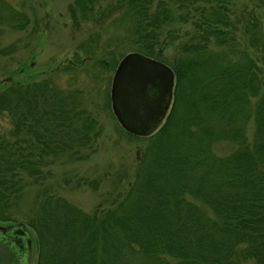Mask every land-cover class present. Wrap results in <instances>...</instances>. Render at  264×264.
I'll return each mask as SVG.
<instances>
[{
  "label": "trees",
  "instance_id": "16d2710c",
  "mask_svg": "<svg viewBox=\"0 0 264 264\" xmlns=\"http://www.w3.org/2000/svg\"><path fill=\"white\" fill-rule=\"evenodd\" d=\"M20 1L18 9L0 0V26L25 30L29 0ZM237 1L68 5L76 29L99 27L78 44L84 59L75 53L74 64L91 59L102 72L126 54L115 56L101 31L120 24L124 35L114 43L163 63L173 33L190 27L170 66L173 102L164 121L139 138L146 145L124 191L91 212L46 186L53 167L87 160L101 135L82 92L51 78L0 80V117L9 125L0 129V224L27 226L33 264H264V38L257 15L232 17ZM74 69L60 72L69 77ZM219 143L234 149L219 156ZM75 184L97 187L86 177ZM33 186L29 208L18 210Z\"/></svg>",
  "mask_w": 264,
  "mask_h": 264
},
{
  "label": "rangeland",
  "instance_id": "374dc122",
  "mask_svg": "<svg viewBox=\"0 0 264 264\" xmlns=\"http://www.w3.org/2000/svg\"><path fill=\"white\" fill-rule=\"evenodd\" d=\"M6 1L20 9V0ZM72 2L74 0H29L24 3L23 9L29 19L25 30L13 31L6 26H0V80L6 81L9 78L13 82H32L51 78L57 86L62 88L70 86L82 92L84 106L95 116L101 128V135L94 144V153H91L87 160L53 167L54 176L46 186H50L52 192L55 191L57 195L66 198V201L77 205L79 209L87 213L91 212L97 204L104 203L109 194L124 191L127 183L134 177L139 154L146 143L139 139L143 137L127 133L113 115L110 88L118 64L115 68L112 67L111 70L106 68L103 72L101 69H96L91 59L83 60L79 66L74 64L75 53H79L81 59H84L81 50H77L78 44L90 33L97 32L99 27L88 23L76 29L67 11L68 5ZM234 9L232 17L236 15L242 20L244 17L250 18L257 15L264 38V3L262 1L238 0ZM238 27L241 32H237V37L241 38L240 41L244 45L245 36L241 34V25ZM179 29L181 31L173 33L172 40H169L170 44L162 51V57L166 62L163 63L168 67L172 64L177 45L188 38L184 35L189 32L190 27L182 26ZM123 30L119 24L101 31L104 37L102 41L111 37L115 56L120 51L126 55L133 52V49L126 51L128 46L123 43H114L116 39L120 41L124 35ZM64 65L75 68L71 76L67 77L60 72ZM8 126L7 120L0 117V129L5 130ZM233 149L231 143H219L214 151H216L215 154L224 156ZM85 177L90 182H97L96 189L87 185L78 187L75 184L76 179ZM65 178L72 180L66 184ZM34 191L35 186L26 189L18 210L24 211L29 208Z\"/></svg>",
  "mask_w": 264,
  "mask_h": 264
},
{
  "label": "water",
  "instance_id": "95a60500",
  "mask_svg": "<svg viewBox=\"0 0 264 264\" xmlns=\"http://www.w3.org/2000/svg\"><path fill=\"white\" fill-rule=\"evenodd\" d=\"M110 88L111 109L131 135H152L170 109L174 73L165 63L131 52L118 63ZM32 234L23 223L0 224V264H33Z\"/></svg>",
  "mask_w": 264,
  "mask_h": 264
}]
</instances>
